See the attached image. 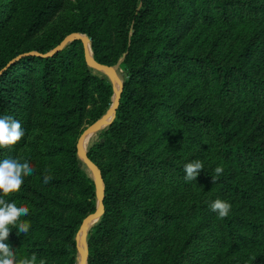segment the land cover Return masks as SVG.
<instances>
[{"label": "trees", "instance_id": "16d2710c", "mask_svg": "<svg viewBox=\"0 0 264 264\" xmlns=\"http://www.w3.org/2000/svg\"><path fill=\"white\" fill-rule=\"evenodd\" d=\"M72 34L101 64L124 59L116 118L88 151L105 187L88 264H264V0H0V116L25 132L0 161L34 169L6 197L30 212L29 233L6 241L17 259L78 264L77 234L97 210L77 146L114 87L80 40L43 56ZM217 198L226 218L210 209Z\"/></svg>", "mask_w": 264, "mask_h": 264}, {"label": "clouds", "instance_id": "9594fccd", "mask_svg": "<svg viewBox=\"0 0 264 264\" xmlns=\"http://www.w3.org/2000/svg\"><path fill=\"white\" fill-rule=\"evenodd\" d=\"M24 136L25 132L18 119L12 116H0V149L16 145ZM202 169L203 163L198 159L186 163L185 180L195 181ZM223 170L222 166H218L215 168V173L221 174ZM33 172L30 163L20 155L8 154L0 161V264H46L44 259L38 261L35 253L30 257L17 259L18 250L6 242L12 228L18 229L17 235H27L30 231V222L21 219L30 214L29 207L25 204L18 205L15 200L9 202L6 197L18 192L24 183V178L32 175ZM50 179L51 176H45L44 182L48 183ZM231 207L230 203L219 198L210 203L211 211L217 213L221 219L229 215Z\"/></svg>", "mask_w": 264, "mask_h": 264}, {"label": "water", "instance_id": "95a60500", "mask_svg": "<svg viewBox=\"0 0 264 264\" xmlns=\"http://www.w3.org/2000/svg\"><path fill=\"white\" fill-rule=\"evenodd\" d=\"M80 40L82 41L85 49V55H86V62L89 68L94 72H101L103 74H106L111 79V82L114 87V96L112 100V105L109 108V110L106 112V114L101 117L98 121H96L93 125L89 126L85 132L82 134L78 141V157L81 160L82 164L86 166L90 171L91 175L93 177L95 188H96V199H97V210L90 214L88 217H86L80 227V230L77 234L76 241H77V250H78V264H88L89 259V245H88V232L84 233L82 235V238L80 239L79 236L83 229H86L89 225V223L93 221H99L105 214V187L102 180L101 170L100 168L89 158L88 152L83 151L81 147V141L82 138L89 134H95L94 136V142H97L100 138L99 132L104 130L105 128L109 127L113 121L116 118L117 109L120 105L122 92L124 89V81H122L116 72V69L114 67H117L119 69V65L123 62L124 59H121L119 64L114 67H110L104 64L99 63L95 60L92 52V56H88V45L91 48V40L88 36L82 35V34H72L68 36L58 47H56L54 50L50 51L48 54L43 55L45 57H51L55 55L56 53L64 50L71 42ZM92 50V49H91ZM32 55H39L37 52L31 53ZM1 74V73H0ZM117 85L119 86V89H116ZM102 183L103 187H100V182ZM96 222V223H97ZM95 223V224H96ZM82 247L85 248V251H83Z\"/></svg>", "mask_w": 264, "mask_h": 264}, {"label": "bare ground", "instance_id": "6f19581e", "mask_svg": "<svg viewBox=\"0 0 264 264\" xmlns=\"http://www.w3.org/2000/svg\"><path fill=\"white\" fill-rule=\"evenodd\" d=\"M88 56H92V50L90 48V46L88 45ZM116 89H119V86L117 85ZM93 134H89V135H86L82 138V141H81V147H82V150L83 151H87L89 145H90V142H91V139L90 137L92 136ZM100 183V187H103L101 181L99 182ZM97 221H93L91 223H89L88 227L86 229H83V231L81 232L79 238L81 239L82 238V235L86 232H88L96 223ZM83 251H85V248L82 247Z\"/></svg>", "mask_w": 264, "mask_h": 264}, {"label": "rangeland", "instance_id": "374dc122", "mask_svg": "<svg viewBox=\"0 0 264 264\" xmlns=\"http://www.w3.org/2000/svg\"><path fill=\"white\" fill-rule=\"evenodd\" d=\"M115 69H116V72L118 73V75H119V77H120V79L123 81V79H124V74L117 68V67H114ZM96 74H99V75H105L110 81H111V79L109 78V76L108 75H106V74H103V73H101V72H95ZM94 136H95V134H93L91 137H90V139H91V142H90V145H89V147H88V149H87V152L89 151V149L92 147V145L94 144ZM85 169H86V171H88L89 172V174L91 175L92 173H91V171L85 166L84 167ZM92 176V175H91Z\"/></svg>", "mask_w": 264, "mask_h": 264}]
</instances>
